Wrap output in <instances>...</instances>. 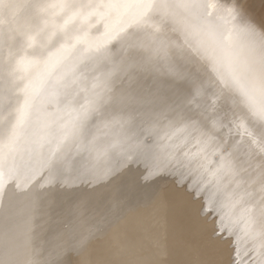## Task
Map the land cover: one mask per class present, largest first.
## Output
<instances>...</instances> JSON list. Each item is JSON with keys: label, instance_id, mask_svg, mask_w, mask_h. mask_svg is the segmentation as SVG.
Masks as SVG:
<instances>
[{"label": "rangeland", "instance_id": "rangeland-1", "mask_svg": "<svg viewBox=\"0 0 264 264\" xmlns=\"http://www.w3.org/2000/svg\"><path fill=\"white\" fill-rule=\"evenodd\" d=\"M259 1H263L262 3H264V0H246L242 5V7L244 6L242 9L237 3L238 0H216V4L208 11L212 24L217 31L218 41L221 40V43L218 42L217 45L224 47L230 52L228 55L229 64L233 67L236 80L241 84L246 94L255 93L257 97L262 99L255 98V103L256 106L264 109V89L262 90L260 82L256 79V74L258 75L264 72V64L262 63L264 62V60H262L264 59V50H262L261 47L264 46V5H260L259 3L261 2ZM99 9L104 12L103 18H105L106 22L104 25L105 31L101 33L100 37L102 38L99 40V43L97 42V45L104 46L106 49H111L117 37H119L125 44H127L129 40H132L133 43L136 41L135 49L133 52L129 53H124L121 49L119 55H110L109 62L96 70L84 68L86 67V63L82 64L75 75L72 96L64 103L60 100L59 92L55 90L48 93L49 88H43V83L46 81L44 80L46 77L44 68L48 64V61L44 62L39 68H36L32 72V74L34 72L37 73L36 85L34 87L31 85L24 88L23 83L20 84L22 85V90L19 96L28 98L25 104L27 122L24 129L26 132L24 134L23 143L18 144L14 156H12L13 158L9 161L11 173L9 178L11 184L8 187V195L0 202V238H6L9 233H13L15 251H9L4 246L0 245V264H68V261L62 259V257L66 253L68 254L69 251L75 253L76 256L80 251H84L87 246L84 245V243L88 244L92 241L91 237L93 239L97 228H99L97 231L102 230L99 231L100 236L105 234L107 230L109 231L111 228H114V232L111 231L114 237L112 235L110 236L109 244L111 246H109V248L114 249V251L116 250V252L121 253V255L123 254L121 258L123 264H171L172 261L175 262H172V264H176L177 261V264H203L205 257L195 256L193 257L194 260L192 258L190 262L187 260L186 262L183 261V246L186 244V238L182 235L184 226H179V224H173L171 222V220L179 217L184 212V208L189 205V202L183 200V196L186 195L188 200L194 201L192 203L198 207H200L201 200L194 197L191 193L189 195V192L184 186L181 188L179 186L175 187L174 182L171 181L164 185L163 200L165 198V201H161L158 206L156 205L157 207H155L154 211L151 212L148 210L146 214V211L140 212V210L136 209V203L140 201L143 205L146 204L156 185L149 184L146 186H139L138 180L152 179L156 176L165 174L174 176L177 180L176 172H172L169 169L172 166H176L178 163L179 165L184 163L183 159L187 160V162L191 161V163H196L193 157L195 158L197 155L203 153V155L210 158L211 161L222 163V166L219 165L212 168L213 170L210 169V173L214 175L216 179L221 177L224 178L223 184L220 182L221 187L219 186V189L230 203L233 213L237 208L243 209L244 206L246 207L245 204L247 203L255 214L256 210L253 208L264 204V195L261 196L262 194H260L264 191V144L260 143L261 138L255 136L254 133L252 137L249 138L251 141L249 142L250 145L252 143L250 148L255 149L252 150L251 153L253 162L256 161L254 169L259 172L260 177H253L250 181L246 175L239 174L240 177L237 180L238 182L231 180L229 175L237 164V146L239 149H245L244 142L238 140L240 136L236 134L240 128L233 122L227 124L221 122L220 127L217 128L214 127L211 122L205 123V121L201 119V116H203L201 115L202 109L199 104L201 102V96L203 94L207 95L210 97V101L215 102L213 105L214 110L220 116H228L229 114V116H236L234 119L237 118L239 121H246V119H242L239 113L236 115L235 107H219L220 105L218 102L227 99L225 94L226 90L219 84V79L212 75L213 68L207 65L205 57L191 47L187 33L181 31L178 33V31L175 30L178 29L176 23L164 21H153L155 25L161 24L163 26L161 30L156 29L151 23V25L135 23L133 19L127 20L124 18L120 23H117L114 20L116 6L103 4ZM142 18H144V16ZM250 24L254 25L256 29L260 25L262 30L259 32L257 30L254 32L250 31ZM232 27H235V30ZM232 30H234L233 33L235 36L233 39H230L228 33ZM175 31H177V33ZM255 34L256 38H258L253 41L252 36H255ZM79 38L80 36L74 38L70 37V39H68L70 41L62 38L59 41L60 44L57 45V47L60 46L57 52L59 53L58 62L63 65L61 68L65 72H70L71 68H68V65L71 56H76V63L82 61L83 54L81 55V53L83 51V40ZM78 46H80V49H78L79 51L77 50ZM50 47L51 45L48 48ZM173 57H176V63H170L172 64V69H167L166 67L169 66L167 61L173 62ZM51 58L52 57L48 55L45 59L50 61ZM174 64H177V67L174 66ZM24 75L26 79H28L30 73ZM208 75L213 81L210 85L209 81L206 80ZM198 78H200L199 82L201 85H193L194 80ZM165 85L166 87H164ZM226 93L228 94L227 97L230 98L231 93L227 91ZM74 98H76V101ZM229 101L233 102L234 99L231 97ZM208 113L212 114L211 112ZM33 125L38 126L39 129L34 131ZM234 138H236L237 141L234 140ZM234 146H236V149ZM255 156L256 159H254ZM159 159L167 163L166 165L168 166L165 169L160 164ZM231 159L233 164L232 161H230ZM259 161H261L262 164H260ZM92 168H94V171ZM41 170L44 171L43 177L39 175ZM183 170L186 169L183 167ZM205 170L204 168H200L192 175L194 178H200V176L204 175ZM98 173L99 175H97ZM137 174L139 178H136ZM96 176H99L98 179H96ZM186 176L187 174L184 177ZM106 181L107 183H105ZM127 181L130 182V184ZM248 181L250 182L248 183ZM98 182L102 183L99 184ZM162 182L163 180L161 183ZM93 183H97V186ZM116 183L118 185L120 183V187H118ZM243 183L246 185H243ZM131 184H135L133 189L131 188ZM236 186L237 188H235ZM241 186L244 189H242ZM254 186L258 191L255 190L256 188ZM225 189L227 190L225 191ZM98 192L101 193L99 194ZM247 192L249 194H247ZM75 194H77V196ZM117 195L120 196L118 197ZM100 196L103 198L105 197L106 200H103ZM130 196H133L135 200ZM240 196L243 198H240ZM129 197L132 199L130 200ZM250 197H254L255 199L252 198V200ZM76 199L77 202H75ZM123 199H125V201ZM129 200L133 204L130 203ZM126 201L128 203H126ZM240 202L241 205H239ZM251 203L254 207L251 206ZM131 204L138 213L133 212L134 208ZM95 206H97V208ZM209 208L213 211L215 210L208 214L213 220L215 219L217 221L218 214L223 220L226 218L224 213H220L215 203L210 204ZM111 209L115 210V213ZM128 209L130 211H127ZM157 209L160 210L158 211ZM102 210L106 212H102ZM119 210H123L122 213ZM99 211L102 213H99ZM97 212L99 214H97ZM124 212H126V214ZM76 213L78 214V218ZM82 214H85V216ZM91 214H94L93 217ZM130 214L132 217L127 216ZM254 214L250 217L251 230H256L258 232L257 235H259L255 237L256 234H254L253 236L244 238L242 241L246 242V240H248L246 242V248L237 251L238 253L236 252L235 255H239L238 259L240 261H244L243 259H245L244 262L246 264H264V261L262 262V260H264V255L259 258V252L257 251L260 243L264 245V215L262 216L260 210L259 213L257 212L255 215ZM81 215L84 216V220ZM139 215H143L144 217ZM239 215L240 217H234L233 219L245 218V215L248 217L247 213L244 214V211ZM97 216L100 217L102 224ZM122 216H124V218H122L124 221L121 220ZM151 216L153 217L151 218ZM254 216L256 217L254 218ZM71 217L74 219H71ZM257 217L259 218L257 219ZM154 218L157 220H154ZM201 219L206 222L204 216ZM255 219L258 220V222H255ZM92 221H94V223ZM167 223L169 225L171 224V227ZM208 224L212 225L211 222H208ZM145 229L149 231L147 232ZM171 229L175 233L170 231ZM157 231L159 232L157 233ZM215 231L216 230H213L212 226L210 230L205 232L206 236L214 238ZM74 232H76V238L72 237V233L74 234ZM84 233L86 237H84ZM147 233H149V235H147ZM59 235L63 238L59 239ZM68 235L69 239L67 238ZM87 236L90 238L88 239ZM72 238L76 242H73ZM138 238L141 241H137ZM85 239L88 240L85 241ZM154 239L156 241H154ZM173 239L175 240L173 241ZM114 240H117L118 243ZM148 240V243L152 245L146 242ZM159 243H161V249L164 247L162 250L159 248ZM35 244H37V246L39 245L37 252L33 249ZM63 244L64 246H62ZM74 245L80 247L77 248L75 252L69 248H73ZM207 245V243L202 244L201 247L206 248ZM208 246V249H210L208 253H214L215 250L211 248V245ZM247 247L249 249H247ZM141 248L143 249L141 250ZM173 248H176L175 251ZM120 249H122L123 253L120 252ZM44 251H49V257L44 256ZM52 251H54V253ZM150 253L151 255H149ZM244 254L246 256H244ZM100 255H102V253ZM135 255H141L142 257L140 256V259L136 260V262L132 259V256ZM153 255L155 256L154 258ZM162 255L165 258L162 257ZM250 256H254L253 259ZM147 258L151 262L155 259V263H151ZM227 259V263L231 264L229 257ZM62 260L65 263H63Z\"/></svg>", "mask_w": 264, "mask_h": 264}, {"label": "bare ground", "instance_id": "bare-ground-1", "mask_svg": "<svg viewBox=\"0 0 264 264\" xmlns=\"http://www.w3.org/2000/svg\"><path fill=\"white\" fill-rule=\"evenodd\" d=\"M103 1V2H102ZM29 0V3L24 4L18 2V0H3L2 3H0V18H2L5 22L4 27L5 29L16 27L17 25H21L22 29L26 32L30 33V38L34 42V46L27 49V54L30 58H44V62L48 61V64L44 68V73L46 75V80L43 83V88H49L48 93L52 91L59 92V97L62 103L66 102V100H69L72 96V88L74 87V81H75V75L78 72V70L81 68V65L86 63L87 69L90 70H96L98 68L103 67L109 62V56L110 55H119L120 50L122 49L123 52L129 53L133 52L135 49L136 41L133 43L132 40H129L127 44L124 43L121 39H119V43H117V39L114 42V45L111 49H106L104 46L97 45V42L99 43V40H101L102 37H100L101 33L105 31V18L104 12L101 11L100 6L104 5H112L116 6L115 12H114V20L117 23H120L122 19H133L135 23L138 24H148L153 26L156 29H163V26L161 24L155 25L153 21L156 22H169V23H176L178 25V29H175L181 32H186L188 36V41L192 48L200 52L203 57H205V61L209 67L213 68L212 75L215 76V78L219 79V84L222 85V88H224L227 92L231 93L230 98L232 97L234 99L233 102L229 101L230 98H228V94L225 91L226 98L222 101H219V107L225 108V107H235L236 115L238 113L241 115L242 119L245 118L246 121H239L237 118L234 119L236 116H220L216 113L214 110L213 105L215 102L210 101V97L207 95L201 96V102L200 107L202 109L201 116L202 120L205 121V123L211 122L214 127H220V123L224 122L225 124L229 122H233L234 124H237L239 126V131L236 132L237 135L240 136V139L242 140L245 145V149H239L237 146V161H236V167H234V170L230 173V179L237 181L239 179V174H244L247 176L250 181L253 179V177H260L259 172H257L255 167V162H253L251 153L252 150H255L254 148H250L252 146V143L250 145V137H252V134L254 133L255 136H259L261 138L260 143L264 144V109L256 106V99L257 95L255 93L253 94H246L243 91V88L241 87V84L236 80L235 74L233 71V67L229 64V51L225 49L222 46L217 45L218 42V36L216 34V29L214 28V25L212 24V20L209 17V9L212 8L216 4V0ZM208 2V3H205ZM246 2V0H238V4L240 7ZM261 2V1H259ZM258 2V3H259ZM263 2V1H262ZM259 3L260 5H264V3ZM70 4V8H65L63 5ZM88 5H91V7H86ZM209 6V8H208ZM244 7V6H243ZM242 7V9H243ZM221 10V9H220ZM235 10V9H234ZM83 12V15L81 16V13ZM221 13V11H220ZM224 13V12H223ZM214 15V14H213ZM222 15V14H221ZM220 15V16H221ZM144 16V18H142ZM216 16V15H215ZM213 17V16H212ZM219 17V16H218ZM226 18V17H224ZM220 19V18H219ZM222 20V19H220ZM224 20V19H223ZM218 21V20H217ZM225 21V20H224ZM227 21V20H226ZM231 22V21H230ZM228 22V23H230ZM151 23V24H150ZM235 23V22H234ZM231 25V24H230ZM235 26V25H234ZM216 27V26H215ZM233 28V27H232ZM235 30V27L233 28ZM238 29V28H237ZM234 30L229 31L228 36L230 39H233ZM247 30V29H246ZM258 32L262 30L261 26L257 27L256 29ZM177 31H175L177 33ZM252 33V32H251ZM83 34V35H82ZM82 35V36H81ZM248 35V34H247ZM80 36V40H83V51L81 53L82 55V61L80 63H76V56H71L70 62L68 65V68L70 67V72H65L62 70V66L60 62H58V55L57 53L59 51V47H57L60 41V39H70V37H76ZM258 38V37H257ZM256 38L255 36H252V39ZM90 39V40H89ZM70 41V40H68ZM132 41V42H131ZM95 43V44H94ZM221 43V42H220ZM219 43V44H220ZM51 45L50 48H48ZM125 45V46H124ZM262 50H264V46H261ZM48 48V49H47ZM80 49V46H78L77 50ZM79 51V50H78ZM11 53V56L9 55ZM25 53V40L24 36L21 33H17L12 37H6V44H5V51L3 56V62L0 63V142H2L3 145V157L0 159V169L4 172V178L5 183L7 185V188L11 184V180L9 178L10 176V168H9V161L13 158L14 153L17 149L18 144L23 143L24 141V134L26 132L25 125L27 122V116H26V102L28 100L27 97H21L20 92L22 90V84L24 88L28 86H35L36 85V79H37V73H30L29 78L26 79L25 75H17L14 74L12 63L13 58L19 54L20 58L22 59ZM50 55L51 60L45 59L46 56ZM174 61L169 62L167 61V69H172L170 63H176V57H173ZM255 58V57H254ZM202 59V58H201ZM264 60V59H262ZM262 62V61H261ZM264 64V62H262ZM199 64V63H198ZM174 66L177 67V64H174ZM27 73V72H26ZM25 73V74H26ZM32 74V75H31ZM22 79V82H21ZM198 78L195 79L193 82V85L200 86ZM256 79L260 82L262 90L264 89V72L261 74H256ZM206 80L209 81V85L213 83L212 79L208 75ZM240 81V80H239ZM166 87V85L164 86ZM194 87V86H193ZM247 87V86H246ZM248 88V87H247ZM249 90V89H248ZM251 91V90H250ZM264 91V90H263ZM222 92V91H221ZM19 96V97H18ZM17 98V100H16ZM260 99V98H259ZM76 101V98H74ZM262 100V99H260ZM206 102V103H202ZM262 102V101H261ZM213 111V112H212ZM208 112H211L212 114H209ZM23 113V115H21ZM241 119V118H240ZM34 131H37L39 129L38 126L33 125ZM219 129V128H218ZM235 133V132H234ZM233 135V134H232ZM215 137V136H214ZM227 137V136H226ZM232 137V136H231ZM236 137V136H234ZM236 140V138H234ZM232 141V140H231ZM237 141V140H236ZM210 142V141H209ZM220 142V141H219ZM256 143V142H255ZM222 144V143H221ZM236 144V143H232ZM231 144V145H232ZM242 145V146H244ZM258 145V144H257ZM219 146V145H218ZM233 146V145H232ZM236 146H234L235 148ZM249 147V148H248ZM94 148V147H93ZM226 148V147H225ZM232 148V149H234ZM242 148V147H241ZM236 149V148H235ZM258 149V146H257ZM256 149V150H257ZM260 149V148H259ZM262 149V147H261ZM229 150V148H228ZM233 151V150H232ZM260 151V150H259ZM236 153L235 151H233ZM261 152V151H260ZM87 153V151H86ZM259 153V152H258ZM256 154V153H255ZM86 155V154H85ZM211 155V154H210ZM87 156V155H86ZM194 156V155H192ZM191 156V157H192ZM229 156V155H228ZM85 157V156H84ZM260 157V156H259ZM92 159V158H91ZM193 159L196 161V163H191V161L187 162V160L183 159L182 164L179 165L176 164V166H172L169 170L172 172H176L177 178L183 174L187 176L185 178H188L193 186V189L195 192L199 193L200 199V207L197 205L195 206L194 201L188 200V198L183 196V200L186 202H189V205L184 208V212L177 217L174 220H171L173 224H179L184 226L183 229V236L186 238V244L183 246V254L182 259L183 261L188 262L191 261L193 257H205V260L203 261V264H228V257L230 260V263L233 259H235L236 264H246L244 261H240L238 259L239 255H235L237 251L244 250L246 248V242L248 240L242 241L246 237L253 236L255 237L257 235L256 230H251L250 225V217L254 214V212L251 210L250 205L246 202V207H241L243 209H235L234 213L232 210V207L228 200L224 197V195L221 193L219 186L220 182L222 183L224 178H217L212 175L210 172L212 168H215L216 166L221 165L220 162H214L211 161L210 158L206 157L205 155L200 154L197 155ZM219 159V158H218ZM230 159V158H229ZM234 159V158H233ZM234 159V160H236ZM256 159V156L255 158ZM77 160V159H76ZM160 160V164L165 169L168 165L163 160ZM225 160V159H224ZM259 160V159H258ZM261 160V158H260ZM82 161V160H81ZM86 161V160H85ZM119 161V160H118ZM228 161V160H227ZM232 161V159L230 160ZM222 162V160H221ZM224 162V161H223ZM229 162V161H228ZM260 164L261 161H259ZM95 163V162H94ZM112 163V162H111ZM235 163V161H234ZM96 164V163H95ZM225 164V163H224ZM223 164V165H224ZM229 164V163H227ZM233 164V161H232ZM231 164V165H232ZM83 165V164H82ZM98 165V164H97ZM117 165V164H116ZM120 165V164H119ZM230 165V164H229ZM264 165V163H263ZM80 166V165H79ZM92 166V165H91ZM95 166V165H94ZM111 166V165H110ZM165 166V167H164ZM222 166V165H221ZM226 166V165H225ZM233 166V165H232ZM262 166V165H261ZM54 167V166H53ZM96 167V166H95ZM94 167V168H95ZM183 167L186 170H183ZM227 167V166H226ZM78 168V166H77ZM94 168L93 171H94ZM97 168V167H96ZM109 168V167H108ZM200 168L206 169L204 172V175L199 177H193V173ZM228 168V167H227ZM230 168V167H229ZM264 168V167H263ZM91 169V168H90ZM219 169V168H218ZM226 169V168H225ZM258 169V168H257ZM261 169V168H260ZM84 170V169H83ZM88 170V169H86ZM97 170V169H96ZM102 170V169H101ZM100 170V171H101ZM118 170V169H117ZM213 170V169H212ZM215 170V169H214ZM220 170V169H219ZM264 170V169H263ZM80 171V170H79ZM92 171V170H90ZM106 171V169H105ZM78 172V171H77ZM85 172V171H83ZM142 172V171H141ZM213 172V171H212ZM110 173V172H109ZM121 173V172H120ZM139 173V172H138ZM264 173V171H263ZM82 174V173H81ZM87 174V173H86ZM85 174V175H86ZM89 174V173H88ZM114 174V173H113ZM127 174V173H126ZM140 174V173H139ZM216 174V173H215ZM70 175V174H69ZM83 175V174H82ZM90 175V174H89ZM99 175V173L97 174ZM118 175V174H116ZM120 175V174H119ZM124 175V174H123ZM243 175V176H244ZM87 176V175H86ZM219 176V174H218ZM217 176V177H218ZM60 177V176H59ZM83 177V176H82ZM88 177V176H87ZM97 177V176H96ZM95 177V178H96ZM99 177V176H98ZM98 177L96 179H98ZM101 177V176H100ZM118 177V176H117ZM132 177V176H131ZM145 177V175H144ZM81 178V177H79ZM86 178V177H85ZM94 178V176H93ZM107 178V177H106ZM139 178L138 174L137 177ZM227 178V177H226ZM242 178V176H241ZM262 178V177H261ZM87 179V178H86ZM100 179V178H99ZM112 179V178H111ZM117 179V178H116ZM123 179V178H122ZM131 179V178H130ZM129 179V181H130ZM222 179V180H221ZM255 179V178H254ZM257 179V178H256ZM93 180V179H92ZM109 180V179H108ZM107 180V181H108ZM113 180V179H112ZM111 180V181H112ZM124 180V179H123ZM127 180V179H126ZM138 180V179H137ZM179 180V179H178ZM226 180V179H225ZM229 180V179H228ZM227 180V182H228ZM89 181V179H88ZM107 181L105 183H107ZM110 181V180H109ZM133 181V180H132ZM244 181V179H243ZM248 181V183L250 182ZM256 181V180H255ZM79 182V181H78ZM84 182V181H83ZM97 182V180H96ZM128 182V181H127ZM126 182V183H127ZM232 182V181H231ZM238 182V181H237ZM81 183V182H79ZM99 183V182H98ZM102 183V182H100ZM99 183V184H100ZM118 183V182H117ZM116 183V184H117ZM123 183V182H120ZM119 183V185H121ZM130 184V182H128ZM127 183V184H128ZM135 183V182H133ZM229 183V182H228ZM234 183V182H233ZM246 183V182H245ZM86 184V182H85ZM94 184V183H93ZM125 184V183H124ZM223 184V183H222ZM227 184V183H226ZM231 184V183H230ZM235 184V183H234ZM240 184V183H239ZM247 184V183H246ZM243 183V185H246ZM251 184V183H250ZM249 184V185H250ZM253 184V183H252ZM54 185V184H53ZM79 185V184H78ZM89 185V184H88ZM91 185V184H90ZM97 186V183L94 184ZM102 185V184H101ZM118 185V184H117ZM118 185V187H120ZM132 185V184H131ZM139 185V183H138ZM137 185V186H138ZM229 185V184H227ZM248 185V184H247ZM256 185V184H255ZM123 186V185H122ZM140 186V185H139ZM232 186V185H231ZM234 186V185H233ZM253 186V185H252ZM251 186V187H252ZM83 187V185H82ZM94 187V186H93ZM128 187V185H127ZM221 187V186H220ZM225 187V186H224ZM239 187V186H238ZM249 187V186H247ZM250 187V189H251ZM255 187V186H254ZM96 188V187H95ZM98 188V187H97ZM123 188V187H122ZM125 188V187H124ZM130 188V187H129ZM132 188V187H131ZM232 188V187H231ZM237 188V186L235 187ZM242 188V186H241ZM256 188V187H255ZM259 188V187H258ZM86 189V188H84ZM94 189V188H93ZM101 189V188H100ZM99 189V190H100ZM118 189V188H116ZM114 189V190H116ZM133 189V188H132ZM138 189V188H137ZM143 189V188H142ZM229 189V188H228ZM244 189V188H242ZM246 189V188H245ZM261 189V188H260ZM227 189H225L226 191ZM232 190V189H231ZM236 190V189H234ZM252 190V189H251ZM256 191L257 188L255 189ZM79 191V190H78ZM90 191V189H89ZM117 191V190H116ZM120 191V188H119ZM124 191V190H123ZM122 191V192H123ZM230 191V189H229ZM240 191V189H239ZM242 191V190H241ZM244 191V190H243ZM263 191V190H262ZM88 192V191H87ZM106 192V191H105ZM125 192V191H124ZM127 192V191H126ZM133 192V191H131ZM140 192V191H139ZM246 192V191H245ZM249 192V191H248ZM247 192V194H249ZM255 192V191H253ZM50 193V192H48ZM77 193V192H76ZM85 193V192H84ZM99 193V192H98ZM96 193V194H98ZM101 193V192H100ZM99 193V194H100ZM112 193V192H111ZM193 195V192H189ZM86 194V193H85ZM88 194V193H87ZM103 194V193H102ZM108 194V193H107ZM106 194V195H107ZM119 194V192H118ZM124 194V193H123ZM122 194V195H123ZM127 194V193H125ZM230 194V192H229ZM234 194V192H233ZM245 194V193H244ZM261 196L264 195V191ZM49 195V194H48ZM77 196V194H75ZM94 195V194H93ZM105 195V196H106ZM236 195V194H235ZM242 195V194H241ZM246 195V194H245ZM254 195V194H252ZM81 196V195H80ZM103 196V195H102ZM118 196V195H117ZM120 196V195H119ZM118 196V197H119ZM125 196V195H124ZM234 196V195H233ZM232 196V197H233ZM239 196V195H238ZM251 196V195H250ZM85 197V196H84ZM99 197V196H98ZM101 197V196H100ZM117 197V198H118ZM133 197V196H130ZM129 197V199H130ZM145 197V196H144ZM249 197V196H248ZM258 197V196H257ZM256 197V198H257ZM78 198V197H77ZM86 198V197H85ZM94 198V197H93ZM103 198V197H101ZM105 198V197H104ZM103 200H106V198ZM110 198V197H109ZM134 198V197H133ZM143 198V197H141ZM147 198V197H146ZM192 198V197H191ZM239 198V197H238ZM240 198H243L240 196ZM251 198V197H250ZM255 199L254 197H252ZM251 198V199H252ZM264 198V197H263ZM88 199V198H87ZM86 199V200H87ZM108 199V198H107ZM120 199V198H119ZM132 199V198H131ZM130 199V200H131ZM140 199V198H139ZM233 199V198H232ZM250 199V200H251ZM252 199V200H253ZM261 199V198H260ZM84 200V199H83ZM91 200V199H90ZM116 200V199H115ZM125 201V199H123ZM129 200V202H130ZM135 200V198L133 199ZM146 200V199H143ZM194 200V199H193ZM237 200V199H236ZM241 200V199H240ZM239 200V201H240ZM259 200V199H258ZM100 201V200H99ZM108 201V200H107ZM138 201V200H137ZM196 201V200H195ZM231 201V199H230ZM247 201V200H245ZM77 202V199L76 201ZM74 202V203H75ZM79 202V201H78ZM97 202V201H96ZM104 202V201H103ZM100 202V203H103ZM110 202V200H109ZM140 202V201H139ZM235 202V201H234ZM231 202V203H234ZM256 202V201H255ZM111 203V202H110ZM125 203V202H124ZM126 203H128L126 201ZM132 203V202H130ZM136 203V202H135ZM134 203V204H135ZM146 203V202H145ZM215 203L218 206V210L220 213H224L226 218L224 219V226L227 228L228 232L231 233V235L225 239L223 237H218L215 235V237H207L206 231L210 230L213 226V230H216V224L217 221L209 217L208 214H202L201 209L204 207L205 204L210 206V204ZM98 204V203H97ZM104 204V203H103ZM106 204V201H105ZM114 204V203H113ZM133 204V203H132ZM131 204V206H132ZM254 204V202H253ZM262 204V202H261ZM118 205V204H117ZM137 205V203H136ZM241 205V202L240 204ZM80 206V205H79ZM83 206V205H82ZM98 206V205H97ZM97 206H95L97 208ZM104 206V205H103ZM120 206V205H118ZM117 206V207H118ZM126 206V205H125ZM129 206V205H128ZM235 206V204H234ZM243 206V205H242ZM251 206L254 207L251 203ZM75 207V205H74ZM73 207V208H74ZM77 207V206H76ZM100 207V206H98ZM105 207V206H104ZM133 207V206H132ZM157 207V206H156ZM91 208V207H90ZM88 208V209H90ZM128 208V207H126ZM131 208V207H130ZM129 208V209H130ZM134 208V207H133ZM165 208V207H164ZM169 208V207H168ZM167 208V209H168ZM86 209V208H85ZM93 209V207H92ZM103 209V207H102ZM109 209V208H108ZM115 209V206H114ZM125 209V208H124ZM127 211H130V210ZM256 210L255 214L259 210L262 212V216L264 215V204L261 206H256V208H253ZM80 210V209H79ZM87 210V209H86ZM97 210V209H96ZM101 210V209H100ZM105 210V209H104ZM102 210V212L104 211ZM112 210V209H111ZM126 210V209H125ZM158 210V209H157ZM160 210V209H159ZM158 210V211H159ZM246 210V211H245ZM113 212L115 210H112ZM120 211V210H119ZM123 211V210H122ZM122 211H120L122 213ZM132 211V210H131ZM134 211V210H133ZM141 211V210H140ZM152 212V210H150ZM168 211V210H167ZM172 211V210H171ZM215 211V210H214ZM213 211V212H214ZM244 211V214L247 213L248 217L245 218H239V219H233L234 217H240L239 214H242ZM77 212V211H76ZM92 212V211H91ZM95 212V210H94ZM101 211H99L100 213ZM101 212V213H102ZM106 212V211H104ZM112 212V213H113ZM144 212V211H143ZM148 211H146L147 214ZM82 213V211H81ZM80 213V214H81ZM97 212V214H99ZM109 213V212H108ZM115 213V212H114ZM126 214V212H124ZM138 213V212H137ZM158 213V212H157ZM164 213V212H163ZM88 214V213H87ZM90 214V211H89ZM88 214V215H89ZM96 214V213H95ZM120 214V213H118ZM128 214V213H127ZM156 214V213H155ZM199 214V215H198ZM218 214V213H217ZM235 214V215H233ZM254 214V215H255ZM78 214L76 213V216ZM85 216V214H82ZM81 215V216H82ZM92 215V214H91ZM94 215V214H93ZM92 215V217H93ZM135 215V214H134ZM144 215V214H143ZM142 215V216H143ZM154 215V214H153ZM162 215V213H161ZM219 215V214H218ZM261 215V214H259ZM257 215V216H259ZM44 216V215H43ZM74 216V215H73ZM80 216V215H79ZM84 216H82L84 220ZM114 216V215H113ZM131 216V215H127ZM126 216V223L127 221ZM141 216V215H139ZM141 216V217H142ZM159 216V215H158ZM204 216L206 218V222H204L201 218ZM233 216V217H232ZM75 217V216H74ZM99 217V216H97ZM109 217V216H107ZM115 217V216H114ZM132 217V216H131ZM144 217V216H143ZM146 217V216H145ZM148 217V216H147ZM153 216H151L152 218ZM155 217V216H154ZM166 217V216H164ZM170 217V216H169ZM256 216H254L255 218ZM261 217V216H260ZM73 217H71L72 219ZM78 218V216H77ZM96 218V217H95ZM118 218V217H117ZM124 216L121 217V220H123ZM161 218V217H160ZM173 218V217H171ZM253 218V217H252ZM253 218V219H254ZM259 217H257L258 219ZM264 218V217H263ZM74 219V218H73ZM81 219V218H80ZM100 220V217L98 218ZM131 219V218H130ZM147 219V218H146ZM163 219V217H162ZM169 219V218H168ZM241 219V220H240ZM69 220V218H68ZM92 220V219H91ZM144 220V219H143ZM154 220H157L154 218ZM166 220V219H165ZM170 220V219H169ZM196 220V221H195ZM256 220V219H255ZM260 220V219H259ZM72 221V220H71ZM76 221V218H75ZM101 221V220H100ZM99 221V222H100ZM124 221V220H123ZM122 221V222H123ZM140 221V220H139ZM150 221V219H149ZM152 221V220H151ZM159 221V220H158ZM164 221V220H163ZM254 221V220H253ZM252 221V222H253ZM263 221V220H261ZM82 222V221H81ZM94 223V221H92ZM142 222V220H141ZM161 222V221H159ZM166 222V221H165ZM169 222V221H168ZM208 222H211L212 225H209ZM255 222H258L256 220ZM72 223V222H70ZM91 223V222H90ZM120 223V222H119ZM132 223V221H131ZM130 223V224H131ZM139 223V222H138ZM144 223V221H143ZM150 223V222H149ZM152 223V222H151ZM162 223V222H161ZM198 223V224H197ZM260 223V222H259ZM102 224V221H101ZM104 224V223H103ZM118 224V223H117ZM124 224V223H122ZM159 224V223H158ZM165 224V223H164ZM168 224V223H167ZM253 224V223H252ZM262 224V223H261ZM264 224V223H263ZM262 224V225H263ZM70 225V224H69ZM80 225V224H79ZM91 225V224H90ZM99 225V224H98ZM106 225V224H105ZM121 225V224H120ZM169 225V224H168ZM89 226V225H88ZM96 226V225H95ZM114 226V225H113ZM126 226V225H125ZM143 226V225H142ZM171 227V224L169 225ZM176 226V225H175ZM211 226V227H210ZM80 227V226H79ZM87 227V226H85ZM106 227V226H105ZM149 227V226H148ZM147 227V228H148ZM158 227V226H157ZM156 227V228H157ZM261 227V226H260ZM88 228V227H87ZM86 228V229H87ZM90 228V227H89ZM95 228V227H92ZM118 228V225H117ZM134 228V227H133ZM141 228V227H140ZM162 228V227H161ZM160 228V229H161ZM179 228V227H176ZM182 228V227H181ZM257 228V227H256ZM255 228V229H256ZM263 228V227H262ZM85 229V230H86ZM99 228H97L98 230ZM142 229V228H141ZM144 229V228H143ZM158 229V228H157ZM169 229V228H168ZM173 229V228H172ZM172 229L170 231H172ZM254 229V228H252ZM80 230V229H79ZM94 230V229H91ZM96 231V234H94V238L100 236V232L102 230ZM106 230V229H105ZM120 230V229H119ZM146 230V229H145ZM151 230V229H150ZM174 230V229H173ZM90 231V230H89ZM94 231V232H95ZM108 231V230H107ZM130 231V229H129ZM139 231V230H138ZM147 231V230H146ZM149 231V230H148ZM147 231V232H148ZM154 231V229H153ZM161 231V230H159ZM157 231V233L159 232ZM169 231V230H168ZM175 231V230H174ZM179 231V230H178ZM260 231V230H259ZM83 232V231H82ZM105 232V231H104ZM114 232V231H113ZM118 232V231H117ZM123 232V229H122ZM125 232V230H124ZM156 232V231H155ZM173 232V231H172ZM171 232V233H172ZM87 233V232H86ZM121 233V232H120ZM152 233V232H150ZM164 233V231H163ZM167 233V230H166ZM175 233V232H173ZM179 233V232H178ZM78 234V233H77ZM91 234V232H90ZM89 234V235H90ZM102 234V233H101ZM118 234V233H117ZM169 234V232H168ZM167 234V237H168ZM48 235V234H47ZM82 235V234H81ZM85 235V233H84ZM82 235V236H84ZM88 235V236H89ZM112 235V234H111ZM144 235V234H142ZM149 235V233H147ZM152 235V234H151ZM159 235V234H158ZM163 235V234H162ZM62 236V235H61ZM71 236V235H70ZM79 236V235H78ZM87 236V237H88ZM113 236V235H112ZM116 236V235H115ZM124 236V235H123ZM161 236V235H160ZM159 236V238H160ZM166 236V235H165ZM175 236V234H174ZM178 236V235H176ZM72 237L76 238V232L74 234L72 233ZM86 237V235L84 236ZM114 237V236H113ZM112 237V238H113ZM120 237V236H119ZM154 237V236H153ZM151 237V238H153ZM172 237V236H171ZM218 237V238H216ZM63 237H60L59 239H62ZM69 239V235L67 236ZM78 238V237H77ZM90 237H88L89 239ZM142 238V237H141ZM157 238V239H159ZM258 238V237H257ZM263 238V237H262ZM81 239V238H80ZM88 239H85L88 240ZM91 237V240H93ZM145 239V238H142ZM172 239V238H171ZM181 239V238H180ZM253 239V237H252ZM251 239V240H252ZM71 240V239H70ZM73 242L74 239L72 238ZM76 240V239H75ZM118 240V239H117ZM117 240L115 242H117ZM175 239H173L174 241ZM178 240V239H177ZM182 240V239H181ZM184 240V239H183ZM260 240V239H259ZM128 241V240H127ZM132 241V240H131ZM137 241H141L138 240ZM136 241V242H137ZM144 241V240H143ZM152 241V239H151ZM154 241H156L154 239ZM161 241V240H160ZM180 241V240H178ZM233 241H235L236 248H233ZM250 241V240H249ZM261 241V240H260ZM63 242V241H62ZM81 242V241H80ZM84 242V241H83ZM124 242V241H123ZM130 242V241H129ZM147 243L149 242L146 241ZM163 242V241H162ZM169 242V241H168ZM172 242V241H170ZM181 242V241H180ZM183 242V241H182ZM264 242V241H263ZM61 243V242H60ZM69 243V242H68ZM72 243V242H71ZM112 243V242H111ZM118 243V242H117ZM138 243V242H137ZM145 243V242H144ZM164 243V242H163ZM176 243V242H175ZM208 244L211 245V248L215 250L214 253H208L210 251L209 246L207 245L206 248L201 247L202 244ZM254 243V242H253ZM62 244V243H61ZM65 244V243H64ZM64 244L62 246H64ZM70 244V243H69ZM73 244V243H72ZM149 244V243H148ZM151 244V243H150ZM149 244V245H150ZM159 243V248L160 247ZM173 244V243H172ZM249 244V243H248ZM79 245V243H78ZM78 245H74L72 249L73 252L77 250ZM83 245V243H82ZM84 245H87V243ZM119 245V244H118ZM124 245V244H123ZM143 245V244H142ZM152 245V244H151ZM155 245V244H154ZM174 245V244H173ZM180 245V244H179ZM178 245V246H179ZM183 245V244H182ZM258 245V244H257ZM120 246V245H119ZM138 246V245H137ZM147 246V245H146ZM168 246V245H167ZM171 246V245H170ZM181 246V245H180ZM254 246V245H253ZM39 245L35 244L34 250L37 252ZM85 247V246H84ZM127 247V246H126ZM142 247V246H141ZM177 247V246H176ZM182 247V246H181ZM180 247V248H181ZM49 248V247H48ZM64 248V247H63ZM67 248V247H66ZM82 248V247H81ZM119 248V247H118ZM139 248V247H138ZM158 248V247H157ZM158 248V249H159ZM179 248V247H178ZM140 249V248H139ZM143 248H141L142 250ZM152 249V248H150ZM149 249V250H150ZM174 249V248H173ZM176 249V248H175ZM174 249V251H175ZM181 249V250H182ZM247 249H249L247 247ZM61 250V249H60ZM63 250V249H62ZM65 250V249H64ZM67 250V249H66ZM82 250V249H81ZM105 251V250H103ZM103 251L98 254H103ZM116 251V250H115ZM113 249V252H115ZM153 251V250H152ZM171 251V250H170ZM172 251V252H174ZM257 251L259 252V258L264 255V245L261 243L258 245ZM256 251V252H257ZM54 253V251H52ZM64 252V251H63ZM70 252V251H69ZM68 252V253H69ZM81 252V251H80ZM138 252V251H137ZM143 252V251H142ZM157 252V251H156ZM160 252V251H159ZM257 252V253H258ZM62 253V252H61ZM66 253V252H65ZM77 253V252H76ZM126 253V251H125ZM135 253V252H134ZM153 253V252H151ZM151 253L149 255H151ZM166 253V252H165ZM170 253V252H169ZM180 253V252H179ZM238 253V252H237ZM56 254V253H55ZM121 254V253H120ZM142 254V253H141ZM148 254V253H146ZM145 254V255H146ZM156 254V253H155ZM161 254V252H160ZM158 254V255H160ZM163 254V253H162ZM167 254V253H166ZM173 254V253H172ZM229 254V255H228ZM247 254V253H246ZM175 255V254H174ZM249 255V254H248ZM255 255V254H254ZM43 256V255H42ZM44 256L49 257V251H44ZM63 256V255H62ZM123 256V254H122ZM130 256V255H129ZM128 256V257H129ZM141 256V255H140ZM140 256H132L133 261L139 260ZM157 256V255H156ZM177 256V255H176ZM175 256V257H176ZM244 256H246L244 254ZM58 257V256H57ZM131 257V256H130ZM142 257V256H141ZM152 257V256H151ZM150 257V258H151ZM155 256L153 255V258ZM162 257H164L162 255ZM172 257V256H171ZM251 257V256H250ZM254 257V256H253ZM253 257H251L253 259ZM61 258V257H59ZM58 258V259H59ZM161 258V257H160ZM165 258V257H164ZM170 258V257H168ZM243 258V257H241ZM148 259V258H147ZM159 259V257H158ZM198 259V258H196ZM146 260V259H145ZM149 260V259H148ZM155 260V259H154ZM154 260L151 263H155ZM194 260V258H193ZM256 260V259H255ZM262 260V259H261ZM260 260V261H261ZM63 261V260H62ZM75 261V260H74ZM144 261V259H143ZM158 261V260H157ZM156 261V263H157ZM168 261V260H167ZM247 261V260H246ZM250 261V260H249ZM259 261V262H260ZM264 260H262L263 262ZM60 262V261H58ZM127 262V261H126ZM129 262V261H128ZM137 262V261H136ZM141 262V261H140ZM146 262V261H145ZM162 262V261H161ZM174 262V261H172ZM171 262V264H172ZM178 262V261H177ZM176 262V264H177ZM63 263H65L63 261ZM68 263V262H67ZM120 263L123 264V261L120 260ZM149 263V262H147ZM159 263V262H158ZM175 263V262H174ZM192 263V262H191ZM202 263V261H201ZM50 264V263H48ZM125 264V263H124ZM145 264V263H144ZM150 264V263H149ZM164 264V263H163ZM200 264V263H199ZM249 264V263H248ZM260 264V263H258Z\"/></svg>", "mask_w": 264, "mask_h": 264}, {"label": "snow or ice", "instance_id": "snow-or-ice-1", "mask_svg": "<svg viewBox=\"0 0 264 264\" xmlns=\"http://www.w3.org/2000/svg\"><path fill=\"white\" fill-rule=\"evenodd\" d=\"M3 0H0V3H2ZM20 3L27 4L29 3V0H18ZM65 8H70V4L63 5ZM86 7H91V5H88ZM83 15V12L81 13V16ZM4 20L0 18V63L3 62V56L5 51V44H6V37H12L17 33H21L24 36L25 40V53L23 58L21 59L19 54H17L16 57L13 58V71L14 74L17 75H24L27 73H32L36 68H39L44 63V58H30L27 54V49L34 46V42L30 38V33L26 32L22 29L21 25H17L16 27L5 29L4 27ZM250 31H256V27L254 25H249ZM117 43H119V37H117ZM11 56V53H9ZM23 115V113H21ZM3 157V145L2 142H0V159ZM41 177L44 175V171L41 170L39 173ZM179 182L182 186L186 188V190L193 192L194 197L199 198V193L195 192L193 189V186L188 178H185L183 174L178 178ZM50 182V181H46ZM8 195V188L5 183L4 178V172L2 169H0V202H2L5 197ZM213 210L208 207L207 204L204 205L201 209L202 214H210ZM215 235L218 237H223L227 239L231 233L228 232L227 228L224 226V220L221 216L217 215V224H216V231ZM0 245L7 248L9 251H15V239L13 233H9V235L6 238H0ZM233 248H236L235 241H233ZM231 264H236L235 259L231 261Z\"/></svg>", "mask_w": 264, "mask_h": 264}, {"label": "water", "instance_id": "water-1", "mask_svg": "<svg viewBox=\"0 0 264 264\" xmlns=\"http://www.w3.org/2000/svg\"><path fill=\"white\" fill-rule=\"evenodd\" d=\"M162 180H163V182L161 183ZM171 181L174 182L175 187H178V186L180 188L183 187L181 185V183L179 182V180L178 179L176 180V177L171 176L169 174L159 175V176H156L152 179L138 180V183L140 186L155 184L156 187L153 189L152 193L150 194L147 203L144 205L141 202L137 203L136 209L141 210L140 212L148 211L151 209H152V211H154L156 205L158 206V204L161 201H165V198L163 200L164 185H166L167 183H169ZM134 187H135V184L132 185V188H134ZM188 192H190V191H188ZM134 210H135V207H134ZM133 212L135 213V212H137V210H135ZM113 229L114 228H111L109 231H107L102 236L94 238L92 241H90L87 244L84 251L77 254V256L75 253L69 252L68 254L66 253L62 257V259L67 260L68 264H121L120 260L122 258V255L119 252H116V251L113 252V249L109 248V246H111L109 244L110 236L112 234L111 231H113ZM103 250H105V251H103ZM102 251H103L102 255L98 254ZM120 252H122V249H120ZM75 259H77V260H75Z\"/></svg>", "mask_w": 264, "mask_h": 264}]
</instances>
